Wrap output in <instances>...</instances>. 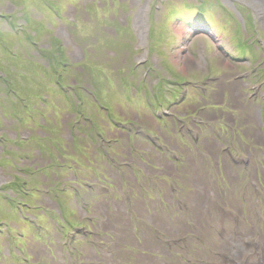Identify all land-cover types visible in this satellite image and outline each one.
Returning a JSON list of instances; mask_svg holds the SVG:
<instances>
[{"label":"rangeland","instance_id":"374dc122","mask_svg":"<svg viewBox=\"0 0 264 264\" xmlns=\"http://www.w3.org/2000/svg\"><path fill=\"white\" fill-rule=\"evenodd\" d=\"M130 1H131L132 6H133V10H134V13H133L131 18L134 19L136 12L140 8V6L144 2V0H142V1L141 0H130ZM148 1H150V0H146L144 4H146ZM167 1L168 0H166V2ZM169 1L173 2L176 0H169ZM241 1L245 5L246 0H241ZM0 7H3L5 11L9 10L11 8V6H8V5L2 3V0H0ZM255 7L258 10V6L255 5ZM165 14H166V12L164 9H161L158 13H156L155 18L151 13H149V16L150 17L152 16V19L155 22L154 26L156 27L157 25L160 26V24H164V27H165L164 31L166 33L165 39L159 44L156 43V47L160 46V48L163 51L160 53L157 49H155V51H153L150 55V60L155 66L158 67V69L161 68V64H163L162 62L165 61L169 65H171L174 68V70H176L177 72L179 71L183 74H187L189 71H191L192 68L197 67V64H198L194 61V57L192 56L191 51H192V48H194V47L191 44V40L193 38H194L193 40H196L197 38H200V37H196L198 32L197 33L193 32L192 31L193 28H189L185 24H183L179 21H171L170 23L167 22L166 20L163 19ZM67 15H70L73 17L75 16L78 18L76 26L67 25V24L57 22L51 26L49 25L48 29L43 27L40 30L38 42H45V41L50 42L49 37L51 35H54L53 32H58L59 29H60L61 33H63L64 31H67L66 32L67 34L65 36V44H67V45L69 44L68 34L70 35V37L73 40L77 39L78 41H80L82 43L84 42V46L88 47L89 54H90V56H92V59H94L95 62H99L102 59L107 60L108 69L114 75V78H116L115 73L117 71V66L119 65V63L113 62L108 57H106L102 54V51L104 49H106V46H105L102 38L103 37H106V38L110 37V34L108 33L110 31V26H107L106 27L107 29L103 28L102 35H101V38L99 41H98V38L94 35L87 36V39H86V29H85L84 17L82 15V13L77 9L76 10L73 9L72 13L69 10H67ZM111 15H112V13L110 14V19H111ZM40 17L45 20L46 24H48V22L51 21L50 16L46 13L43 15H40ZM157 20H159V21L157 22ZM34 23H36V22H34ZM60 26H62V27H60ZM141 26H144V23L141 24ZM182 27L184 28V31L182 32L184 34L183 36L180 33H176V29H175V28H182ZM0 29L7 31L8 26L4 23L0 24ZM208 31L213 32L216 36H220V33H221V30L214 29V28H210ZM9 35L12 38L16 39L15 35H12L10 33H9ZM91 40H92V42H91ZM211 40H212V38L211 39L208 38V41H211ZM89 42H91L92 44H90ZM70 47L72 48V46H68V49H70ZM208 48H209L210 56L216 58V62L218 63L220 68L227 71L228 75L234 74V72L237 71L236 64L234 62H229L226 59L222 49L217 47V45H212V47H208ZM70 52H71V55H70V53H69V55H70L71 59L81 57L79 49H78V52L76 54L73 53L72 51H70ZM19 53H20V51L18 49H15L14 59L19 55ZM28 53H34L33 49H30V52H28L26 50L23 52L24 55H26ZM114 56H111V59H113ZM121 56H122V53H119L118 57L121 58ZM138 57L142 58V55L140 54V56H137V58ZM30 58L34 59L35 56L29 57L28 59H30ZM129 61H130L129 59H126L124 62V65L129 63ZM0 62H3V61H0ZM4 69L7 72H11L10 70L12 69V67L10 64H8L7 66L4 67ZM199 69L202 71V73L204 72L203 66L200 67ZM226 69H228V70H226ZM161 71H162V73H165V71H163V70H161ZM11 76L15 81H18V77L14 71L11 72ZM76 76L79 79L85 78V74H80V75H76ZM151 80H152V78H151ZM235 82H236V84H233L231 82H228L227 80H224V78H221L220 83H219L218 87L216 88V94L214 97L215 98L221 97L222 90H227V97L224 100H225V102H227V105H228L227 109L230 110L229 116L233 117L235 120L240 122V125H244L247 127L251 126L250 128H252L253 125L256 124V120H255V123L253 124L252 120L250 119L249 116H250L252 110H253V112L255 111V108L253 107L252 104H250L249 102H247L245 100V96L239 92V89L241 88V86L238 84L237 81H235ZM34 84L39 88L44 86V84L40 83L39 80L38 81L34 80ZM3 88H4V85L0 82V96L2 94ZM114 88L116 90H119V87H117V86H114ZM29 90L30 89L27 88L25 90V92H28ZM132 91H133L132 89H127L126 92L129 93V96H130V93ZM119 94H121V93H119ZM125 95H126V93H125ZM112 101H113V103L123 102L126 104V107H121V106H118L117 104H115V111H117L119 114L123 115L122 119L129 118V119H134V120L141 121V122H146L143 110H141L140 114L134 113V109L127 102L123 101V99L118 95H115L114 98L112 99ZM128 102L130 104H133L131 101H128ZM101 115L103 118H100L99 116H97V119L99 120L101 125H109V123L107 121H105V119H104L105 113L101 112ZM113 115H114V113H113ZM254 116H255V114H254ZM62 128L63 129L61 131L63 133H65L66 132L65 126H63ZM112 128L116 132V134L120 137V139H121L120 143L122 145H124L125 150L127 151V146H126V142H125L126 133L121 132L117 128H114V127H112ZM171 139L175 141V139L173 137H171ZM175 145H176V142H175ZM211 145H213V144H211ZM210 150L215 151V150H217V147H215L213 145V148H210ZM90 152H92L94 154L93 148H91ZM7 162H8L7 157L5 155H3L0 158V163L5 164ZM168 166H172V165L164 164L162 166L163 170L166 172V174L178 176V174L176 173L177 170L172 168V167L168 168ZM1 172L6 177V174L3 172L2 169H0V174H1ZM222 172H223V175L226 178V180L229 182V184L233 185V183L236 180L234 174L231 171L227 172V171L223 170ZM5 177L0 178V179H5ZM198 182L199 181L196 180L195 182H193V185H189V188L198 187L199 186ZM263 183H264V180H263ZM137 196H139V195H137ZM232 197L234 198V193H232ZM47 203L49 205H53L50 201ZM106 205L107 204L105 201L100 200L97 203V208L95 210L100 215L99 225L107 230V232L111 236L112 240H114V241L125 240V241L130 242V243L134 242V243L141 245L143 247V249H142L143 251L149 252L148 248H151V247L145 243L148 241L147 238L145 236L141 235L138 230H136V231L130 230L129 219L127 218V216L125 215V213L122 211V209L120 207L121 202L115 200L111 204V206H112L111 211H108V208ZM137 206H143V199L138 198ZM67 207H68V202L67 201L62 202V208L64 210H66ZM164 214H165V212L161 209L157 213H155L154 217H160V216H163ZM110 216L114 217L115 220H111L112 218H110ZM181 229L182 228L180 227V230ZM52 249L55 252V253H53L52 257H50L46 251H42V250H39L38 253H36V254L40 255L41 256L40 259L41 260L43 259L46 264H63V261L61 260L60 255L58 253L59 241L56 237L54 238ZM141 259L144 261L151 260L147 257H141ZM0 264H2V261H0Z\"/></svg>","mask_w":264,"mask_h":264},{"label":"bare ground","instance_id":"6f19581e","mask_svg":"<svg viewBox=\"0 0 264 264\" xmlns=\"http://www.w3.org/2000/svg\"><path fill=\"white\" fill-rule=\"evenodd\" d=\"M176 29V32L177 33H180V34H182L183 35V31H184V28L182 27V28H175ZM180 31V32H179Z\"/></svg>","mask_w":264,"mask_h":264}]
</instances>
